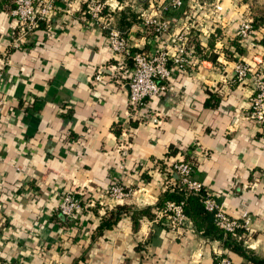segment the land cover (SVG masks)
I'll return each mask as SVG.
<instances>
[{"label":"crops","instance_id":"1","mask_svg":"<svg viewBox=\"0 0 264 264\" xmlns=\"http://www.w3.org/2000/svg\"><path fill=\"white\" fill-rule=\"evenodd\" d=\"M14 2L0 0V262L223 264L230 258L248 264L195 230L188 217L175 229L158 213L159 196L177 179L170 166L181 159L226 214H247L244 240L264 255V132L247 118L252 79L238 80L233 69L239 60L264 71V23L244 42L231 36L252 20L254 0H183L161 15L169 27L160 35L152 26L133 25L126 37L134 50L173 53L179 33L196 35L204 45L214 29L220 34L215 63L199 59L173 67L167 90L133 114L127 71L114 68L118 58L107 31L78 11L83 0H57L51 17L25 35L11 15ZM134 2L112 5L119 11ZM157 7L148 0L144 11L154 15ZM225 47L236 61L219 55ZM113 183L130 194L110 195ZM62 191L78 194L85 209L73 217L60 214ZM118 205L150 206L153 217L134 223L132 211H124L97 234L101 218Z\"/></svg>","mask_w":264,"mask_h":264},{"label":"built area","instance_id":"2","mask_svg":"<svg viewBox=\"0 0 264 264\" xmlns=\"http://www.w3.org/2000/svg\"><path fill=\"white\" fill-rule=\"evenodd\" d=\"M56 1L16 0L11 15L16 21L18 32L25 35L37 28L40 22L47 21L55 9ZM110 1L113 0H83L78 11L81 10L87 20L98 24L107 31L108 45L118 58L114 68H125L127 71L125 75L129 87L127 100L130 112L133 114L147 101L161 96L167 90V80L173 73V67L185 69L192 61L199 60V58L194 54L193 47L187 45V32L179 33L176 36L173 53L162 47H154L147 51L132 49L125 33L112 26L108 21L110 11L117 8ZM152 2L158 6L156 14L147 15L144 9L141 13V23L145 26H152L155 33L160 35L167 32L169 27L167 20L162 19L161 15L168 8H180L183 0H151ZM66 4L69 9L72 8L70 2ZM215 10H222L220 3L215 5ZM214 32L215 29L212 33ZM251 32V20L245 19L231 36L237 38L239 42H244L249 38ZM219 55L224 56L223 52H220ZM233 67L238 80L246 77L252 79L253 91L250 96L247 118L254 121L264 132V71L260 68L252 69L239 60L234 63ZM95 79H100V73L95 76ZM1 80L2 73L0 72V82ZM170 171L177 176L181 185L192 192H199L205 188L200 181L192 178V165L185 159L173 162ZM107 192L121 199L130 194V189L120 183H113L107 187ZM210 194L205 198L204 204L207 210L214 212L217 225L227 232H234L239 228L246 230L247 214L244 213L243 219L231 217L222 210L217 199ZM85 207L78 194L71 191H62L57 210L66 217H73L81 213ZM158 213L165 216L169 221V225L175 229L182 226L187 219L182 203L174 201H167ZM221 262L231 264L230 258H223ZM0 264L2 263L0 262Z\"/></svg>","mask_w":264,"mask_h":264},{"label":"trees","instance_id":"3","mask_svg":"<svg viewBox=\"0 0 264 264\" xmlns=\"http://www.w3.org/2000/svg\"><path fill=\"white\" fill-rule=\"evenodd\" d=\"M147 5L148 0H137L135 7L125 6L121 10L114 12V27L127 35L133 25L141 22V13ZM14 6L15 2L12 4L11 9H13ZM251 9H253L251 25L253 28H258L264 23V0H254L251 4ZM219 37L220 34L218 30H216L209 36L208 42L204 45L195 35L190 39L188 38L187 45L193 47L194 54L199 59H205L215 63L217 61V55L213 51V46L215 40ZM231 39L233 40L234 37ZM260 42L264 45V36ZM233 43H235V41L231 42L230 45ZM236 46H238V44H235V48L238 50ZM222 52L226 59L236 60L235 57H233L234 52L230 51L228 48L225 47ZM204 105H207V103L205 102ZM136 124V121H130V126L134 127ZM115 132L117 136L121 134L119 128H117ZM173 180V185L159 196L155 204L158 211L162 209L167 201L182 203L184 214L191 220L194 229L201 232L203 236L219 240L229 251L234 252L248 264H264V255H260L258 251L250 248L245 242V233H247L245 229L239 228L234 232H227L217 225L214 212L205 208L204 200L209 195L206 188H203L199 192H192L181 185L178 179ZM128 210L132 211L131 217L134 223H137L138 218L143 215L153 217L150 206L141 209H132L125 205H118L114 210H111L106 216L101 218L99 225L96 227L97 234L102 233L105 229L111 228L119 219L120 215Z\"/></svg>","mask_w":264,"mask_h":264},{"label":"rangeland","instance_id":"4","mask_svg":"<svg viewBox=\"0 0 264 264\" xmlns=\"http://www.w3.org/2000/svg\"><path fill=\"white\" fill-rule=\"evenodd\" d=\"M113 1H114V0H113ZM116 1H117V0H116ZM118 1H120V3H118V6H120V5L122 4V1H123V0H118ZM262 1H263V0H262ZM110 2L112 3V1H110ZM136 3H137V0H136V2L133 3L134 7H135ZM128 6H129V5H128ZM116 11H118L117 8H116ZM250 16H253V9H251V5H250ZM229 60H230V59H229ZM82 204H84L83 201H82ZM84 205H85V204H84Z\"/></svg>","mask_w":264,"mask_h":264}]
</instances>
